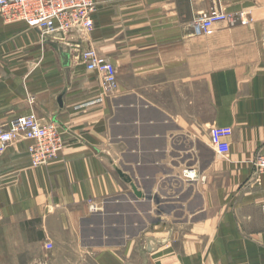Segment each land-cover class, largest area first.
I'll list each match as a JSON object with an SVG mask.
<instances>
[{"label":"crops","instance_id":"0c3cea01","mask_svg":"<svg viewBox=\"0 0 264 264\" xmlns=\"http://www.w3.org/2000/svg\"><path fill=\"white\" fill-rule=\"evenodd\" d=\"M95 1L90 35L0 13V124L35 115L65 142L0 158V264H264V0ZM211 8L232 18L200 35ZM88 47L117 70L101 102Z\"/></svg>","mask_w":264,"mask_h":264},{"label":"built area","instance_id":"2783aa9c","mask_svg":"<svg viewBox=\"0 0 264 264\" xmlns=\"http://www.w3.org/2000/svg\"><path fill=\"white\" fill-rule=\"evenodd\" d=\"M95 0H0V13L7 23L24 22L38 29L43 36L78 31L90 35L94 29ZM232 14L222 8L199 12L191 24L196 33L212 35L218 23L229 21ZM81 57L89 70L96 71L102 81L101 93L89 103L101 102L117 91V70L112 62L99 55L93 47L81 51ZM230 126H213L211 143L216 152L224 156L230 150L232 136ZM19 139L35 143L29 147L33 166L46 164L64 148L65 142L56 121L41 123L35 115H22L7 124H0V158L7 147ZM264 171V155L256 163ZM94 208V204L92 205Z\"/></svg>","mask_w":264,"mask_h":264},{"label":"water","instance_id":"95a60500","mask_svg":"<svg viewBox=\"0 0 264 264\" xmlns=\"http://www.w3.org/2000/svg\"><path fill=\"white\" fill-rule=\"evenodd\" d=\"M119 172H120V174H121L122 176L124 175L121 171H119ZM133 189H134L135 193H136L138 196H141V193L137 191V188H136V187H134Z\"/></svg>","mask_w":264,"mask_h":264},{"label":"rangeland","instance_id":"374dc122","mask_svg":"<svg viewBox=\"0 0 264 264\" xmlns=\"http://www.w3.org/2000/svg\"><path fill=\"white\" fill-rule=\"evenodd\" d=\"M81 34V33H80Z\"/></svg>","mask_w":264,"mask_h":264}]
</instances>
